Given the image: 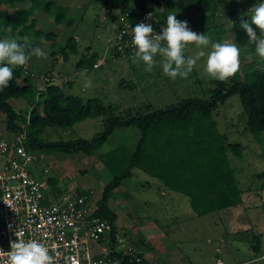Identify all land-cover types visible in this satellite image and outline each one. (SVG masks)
<instances>
[{"label":"rangeland","instance_id":"obj_1","mask_svg":"<svg viewBox=\"0 0 264 264\" xmlns=\"http://www.w3.org/2000/svg\"><path fill=\"white\" fill-rule=\"evenodd\" d=\"M55 2L67 6L72 23H54L51 14L40 8L34 9V26L42 31L49 29L51 33L48 39H37L38 47L47 54V58L35 62L29 59L24 66L34 75L41 69H46L55 58V62L51 64L52 72L56 74L52 78L54 82L70 80L69 87H65L66 91L79 94L82 98L97 96L103 104L113 107V115L119 116L128 109L133 113L147 103L157 107L180 97L208 96V87L212 85L210 81L214 79L206 72L207 53L212 50L210 45L207 48H197L194 43L188 44L184 50L186 58H195L199 51H204L206 55L197 60L187 78L177 77L173 80L163 73V57L159 54L154 57L156 63L151 71L145 70L147 65L142 61L133 62L134 53L112 56L108 37L116 23L119 12L117 8L94 0ZM171 2L172 5L166 8V12L169 15L181 13L174 4L175 0ZM260 3H264V0H215V7L209 16H201L195 11L189 14L196 20L190 29L197 34L207 35L213 43L228 41L236 44L228 28L229 18L243 13L252 16V9ZM9 8L6 3H0V10ZM219 25L222 30L214 32V26ZM16 35L15 33L9 37L6 33L2 39H14ZM68 35L74 36L76 51L68 53L66 59L61 60L57 49L63 45ZM86 46L89 51L97 52L98 59L92 66L76 68L75 61L86 51ZM239 48L242 50L241 66L235 75H241L260 59L255 47L252 50ZM50 51L53 52L52 55ZM42 65L44 66L41 68ZM88 79L91 80V87L86 88ZM226 82H232L231 78ZM33 83L35 86L39 85L35 81ZM8 102L19 112V117H23L28 111L29 102L24 97H10ZM212 117L219 131L225 134L226 140L241 143L238 155L226 150L237 185L242 189L240 204L195 215L185 196L161 188L157 179L135 167L131 168L129 176L122 178L112 189L108 198V206L116 214L115 225L119 231L124 235L127 232L126 236L133 246L157 255L153 257L157 258L152 264H165L161 248L167 250V247H174L195 264H213L217 260L222 264H264V174L260 175L264 171V131L254 136L246 129L245 115L235 93L228 94L221 102L216 103ZM103 120L105 117L102 116L86 117L74 122L69 130H54L46 126L39 139L45 141L75 136L90 139L93 133L104 127ZM0 121V137L12 135L15 129L6 127L3 113L0 114ZM15 121L21 123L20 119ZM137 134V128L133 125L116 126L96 151H104L117 144H124L131 149ZM28 152L35 156L31 172L40 181L42 189L49 194H52L50 191L67 192L79 188L91 192L97 199L103 183L110 177V172L95 153H45L35 146L30 147ZM255 240L257 251L251 248ZM165 253L166 257L168 252ZM184 260L180 264H184Z\"/></svg>","mask_w":264,"mask_h":264},{"label":"trees","instance_id":"obj_2","mask_svg":"<svg viewBox=\"0 0 264 264\" xmlns=\"http://www.w3.org/2000/svg\"><path fill=\"white\" fill-rule=\"evenodd\" d=\"M94 1L108 4L119 11L128 9L127 17L130 20H135L146 11L155 8L157 9L155 16L160 17L161 14L163 16L161 20L165 24L169 15L166 8L172 5L171 0ZM0 3L10 6L7 10H0V39L6 33L9 37L16 33L14 39L17 42L23 43L24 38H27L32 47L39 48L37 39H48L51 33L49 29L42 31L34 26L35 8L51 14L54 23L62 21L67 25L72 23V17L67 13V6L57 4L55 0H0ZM174 4L181 10V13L175 14L176 18L187 21L190 27L196 23V20L189 14L195 11L201 16H209L215 7V0H175ZM251 17L247 13L232 15L228 26L237 46L250 50L255 44L249 42L241 24L251 23ZM9 26L11 32L7 31ZM218 30H222L221 26H214L213 31ZM256 31L257 35L261 34L259 29ZM85 50L75 61L76 68H86L95 64L98 58L97 52L89 51L88 46ZM75 51L76 42L72 35H68L63 45L57 49L61 60L66 59L68 53ZM50 54L52 55L53 52L50 51ZM111 54L113 57L120 56L113 51ZM39 59L41 58L35 56L30 58L33 62ZM53 61L55 62V58L46 69L41 71L51 73ZM5 66L13 70V78L9 86L0 91V114L3 113L6 117V127L15 129L14 132L24 129L22 144L26 150L35 146L45 153L52 151L95 153L110 172V177L103 183L95 200V212L107 219L111 231L115 228L116 216L107 206V200L112 189L122 178L131 174L133 167L157 179L161 188L185 196L195 215L232 207L242 202V189L237 185L234 171L226 155V150L238 155L241 143L226 140L225 134L217 128L212 112L217 102H221L228 94L235 93L245 115L246 129L254 136L264 131V63L261 59L249 66L241 75L230 77L232 82L218 79L210 81L212 85L208 87L206 97H180L157 107L147 103L133 113L130 109L126 110L122 116L113 115V107L103 104L97 96L82 98L79 94L66 91L65 87L68 88L70 85L68 79L60 83L54 82L51 78L40 81L37 76L23 74V66ZM34 81L39 85L35 86ZM20 96L29 102L28 111L23 117H19V112L15 111L8 102L10 97ZM93 116H102L105 120L102 121L104 127L93 133L90 139L79 136L45 141L39 139L46 126L54 130L56 128L69 130L74 122ZM16 119H20L21 123L16 122ZM126 125L135 126L138 131L131 149L124 144H117L107 150L96 151L98 145L114 127ZM261 174H264V171ZM74 191L80 193L84 190L76 188ZM60 193L62 190H56L52 194ZM251 248L254 251L258 250L257 240ZM138 254L142 253L138 251ZM146 261L150 264L148 260ZM232 264H247V262Z\"/></svg>","mask_w":264,"mask_h":264},{"label":"built area","instance_id":"obj_3","mask_svg":"<svg viewBox=\"0 0 264 264\" xmlns=\"http://www.w3.org/2000/svg\"><path fill=\"white\" fill-rule=\"evenodd\" d=\"M155 11L148 10L135 20L128 19V9L119 11L108 37L111 51L119 55L137 51L132 42L137 23H150L160 34L167 24ZM149 13L151 19L146 20ZM22 73L40 81L56 76L47 71L34 75L25 67ZM23 135L21 129L0 137V264H7L10 244L17 239L45 243L54 264H149L126 235L115 228L111 231L107 219L95 212L91 192L73 189L53 195L42 189L31 172L35 156L24 148Z\"/></svg>","mask_w":264,"mask_h":264},{"label":"clouds","instance_id":"obj_4","mask_svg":"<svg viewBox=\"0 0 264 264\" xmlns=\"http://www.w3.org/2000/svg\"><path fill=\"white\" fill-rule=\"evenodd\" d=\"M252 10L254 14L251 23L244 22L241 27L246 32L249 42L255 44L256 54L264 61V36H258L256 31L259 29L264 34V3H260ZM145 19H151V13ZM166 24L160 34H156L152 24L146 22L137 23L132 28V42L137 49L133 62L142 61L147 65L146 71L152 70L156 63L154 57L159 54L163 57L162 67L166 76L173 80L177 77L187 78L197 60L206 55L204 51H199L195 58H186L184 50L190 43H194L197 48L211 46L212 50L207 53L206 61V72L210 77L226 81L240 70L242 50L235 43L228 41L213 43L207 35L192 31L188 22L178 20L176 15H168ZM7 31H12L10 26ZM33 56L47 58V54L40 48L32 47L27 38H24L23 43L15 39H0V91L7 88L13 78L12 68L5 65L26 66ZM85 87H91L90 79L87 80ZM10 249L7 252V264H54L48 247L40 241L25 242L17 239L11 242Z\"/></svg>","mask_w":264,"mask_h":264},{"label":"crops","instance_id":"obj_5","mask_svg":"<svg viewBox=\"0 0 264 264\" xmlns=\"http://www.w3.org/2000/svg\"><path fill=\"white\" fill-rule=\"evenodd\" d=\"M98 59V58H97ZM53 70V68H51ZM37 84V83H36ZM38 86V85H37ZM0 124L1 121H0ZM0 133H1V125H0ZM50 191V190H49ZM51 193V191H50ZM53 193V192H52ZM107 206H108V200H107ZM109 207V206H108ZM110 208V207H109ZM112 210V209H111ZM114 212V211H113ZM115 213V212H114ZM116 216V214H115ZM116 218V217H115ZM114 225H115V219H114ZM115 229L122 233L121 231H119V228L115 225ZM125 233V231H124ZM123 234V233H122ZM125 235H127V232L125 233ZM128 236V235H127ZM134 245V244H133ZM138 251H140L142 253V255L152 264V261L156 260L153 259V257L157 256V255H153L151 253H148V252H144L142 250H140L138 247L134 246ZM166 248H161V251H162V255H163V260L165 262V264H180L182 262V259H185L184 261V264H195V263H192L190 261V258L188 256H184L182 253H180L177 249H175L174 247H167V250H165ZM160 251V252H161ZM165 252H168V255L165 257ZM176 254H177V257H176ZM219 262V263H216V262ZM215 262H213V264H222L221 261L217 260ZM234 262H226V263H223V264H232ZM239 263V262H237Z\"/></svg>","mask_w":264,"mask_h":264},{"label":"water","instance_id":"obj_6","mask_svg":"<svg viewBox=\"0 0 264 264\" xmlns=\"http://www.w3.org/2000/svg\"><path fill=\"white\" fill-rule=\"evenodd\" d=\"M93 142V141H92Z\"/></svg>","mask_w":264,"mask_h":264}]
</instances>
